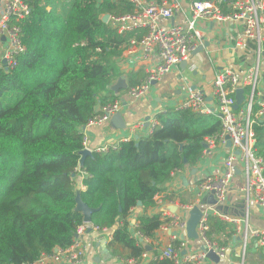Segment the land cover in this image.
Instances as JSON below:
<instances>
[{
    "label": "trees",
    "instance_id": "obj_1",
    "mask_svg": "<svg viewBox=\"0 0 264 264\" xmlns=\"http://www.w3.org/2000/svg\"><path fill=\"white\" fill-rule=\"evenodd\" d=\"M134 11L129 0H34L31 15L20 22L27 52L14 69H0V264H34L69 249L85 226L76 210L78 192L96 210L92 225L113 229L112 255L139 263L145 239L153 241L170 220L143 215L132 227V209L138 203L156 207L172 173L196 167L205 138L221 132L214 115L169 108L157 115L149 136L94 153L80 166L83 129L125 92L112 91L122 77L120 58L131 39L143 35H120L102 19ZM144 77L130 75L127 88ZM254 132L255 152L264 159V122ZM79 171L86 175L85 191L77 185ZM209 225L210 238L221 246L235 236L234 226L218 218Z\"/></svg>",
    "mask_w": 264,
    "mask_h": 264
},
{
    "label": "built area",
    "instance_id": "obj_2",
    "mask_svg": "<svg viewBox=\"0 0 264 264\" xmlns=\"http://www.w3.org/2000/svg\"><path fill=\"white\" fill-rule=\"evenodd\" d=\"M34 0H2L3 14L0 19V37L5 40L6 48L0 57V69L12 70L18 62L17 58L27 52L22 41V29L20 22L27 19L33 11ZM134 6V13L126 16H110L109 22L120 35L135 34L142 31L140 39L134 37L130 46L137 48L143 60L152 56L156 57L157 63L149 70L147 78L141 84L127 90V94L133 99H139L146 95L151 85L171 72L180 71L182 63H186V69L190 72L198 70L194 62V53L207 39L203 30L204 25L222 26L228 23H241L242 31L237 36L233 47L235 49L248 47L255 48V63L246 71L241 79L236 71L226 68L216 73L213 81V99L215 106L211 107L206 96L199 90L189 88L188 93L178 110H190L196 114L214 115L221 120V132L212 137L205 138L202 158L217 147H226L228 139L231 142L228 157L224 162V172L221 177H208L201 181L198 186L197 202L200 205L205 195H212L214 204L205 206L203 216L197 228L200 248L192 250L190 240H182V233L186 230L188 213L194 208L190 205L183 208L180 214L165 213L170 220L163 228L170 230L168 242L165 245L154 244L155 254L145 252L140 264L154 261H167L169 264H211L208 252L213 251L220 259H227L229 253L227 247L221 246L217 241L210 238V219L218 214L216 208L224 205L230 183L235 174L237 164L242 167L245 185L242 192L247 206L253 202L256 206L264 209V159L255 152L256 137L254 127L264 122V0H193L191 11L184 24L162 26V21L173 19L180 11L181 5L178 0H164L159 3L156 0H129ZM211 55L222 52V47L206 48ZM239 89L244 90V102L238 110L235 109L236 93ZM122 104L120 99L113 104L98 109V114L88 123L86 128L99 127L111 121L112 117L120 113ZM159 125L154 119L149 122L151 133ZM140 124L135 129H142ZM127 138L122 143L130 142ZM121 143V144H122ZM83 150L94 153H107L118 149L100 148L91 150L88 147V138L84 137ZM236 152L240 154L237 155ZM201 158V159H202ZM80 172V171H79ZM182 170L172 173V178L181 174ZM82 175L83 173L80 172ZM134 209H132L133 211ZM248 210V208H247ZM131 211V212H132ZM248 213V212H247ZM131 214V213H130ZM224 221L235 224V233L241 239V261L237 264H246V249L250 236L258 237V246L264 247V234L254 232L250 234L249 216L239 220L227 216H221ZM138 226V222L137 225ZM91 227L93 230L107 232L108 229L100 230L91 225L79 228L73 245L66 250L57 249L51 255H43L37 264H83L85 247L81 235ZM140 234H137L138 237ZM152 241L145 239V243ZM152 247V246H151ZM204 248L206 251H204ZM186 251V254L183 253ZM127 264H139L136 261H124Z\"/></svg>",
    "mask_w": 264,
    "mask_h": 264
},
{
    "label": "crops",
    "instance_id": "obj_3",
    "mask_svg": "<svg viewBox=\"0 0 264 264\" xmlns=\"http://www.w3.org/2000/svg\"><path fill=\"white\" fill-rule=\"evenodd\" d=\"M178 1L181 5V11L173 19L162 21V26H173L186 22V18L191 11L193 0ZM2 14L3 4L2 0H0V19ZM202 28L207 34L206 41L210 43L209 47L214 48L215 46H220L223 49L222 52L215 54L218 56L217 62H212L210 57L211 54H209L207 50L203 53L211 65L209 66L206 63H202L200 66L194 61L198 70L196 72L189 71L188 74H190V76L185 75V71L188 70L183 71L180 67V71L176 70L171 72L161 77L159 81L153 83L149 92L139 99L131 98L127 94L128 88H126L124 90L125 92L120 94L119 98L122 104L120 113L126 121V129L119 130L111 121L99 127L86 128L85 135L88 138L89 149L111 148L119 146L124 139L130 138L133 140L139 136L150 135L152 130L149 125L148 127L146 126L147 123L156 119L157 115L165 113L169 108L178 110L177 107L181 105L189 88L202 92L206 96L209 105L211 107L215 106L212 74L216 75L217 72L230 68L236 71L239 78L242 79L245 76L247 69L255 63V48L250 47L252 49H249L245 46L235 49L233 47L237 36L242 31V24L228 23L222 26L210 24L204 25ZM6 45L5 40L0 37V57H2ZM156 63L157 60L155 56L143 60L140 51L128 45L122 52L119 64L122 76L125 77L126 86L128 87V77L139 72H142L145 76L144 79L140 81V83H142L145 78H147L149 70L152 69ZM209 74L211 75L210 78H208ZM142 123L144 124L142 129H135V127ZM229 150L230 148L228 146H219L202 158L196 167L185 170L172 178L167 186V191L155 198L156 207L144 209L141 206L131 212L128 218L131 226L136 227L138 218L143 215L151 217L161 214L165 217L164 215L166 212L180 214L186 206L199 205L197 202V184L210 176L221 177L223 175V166L225 159L228 157ZM194 170H196V172L193 173ZM84 177H86L84 173L83 175L79 173V177L77 178V185L82 191L86 190L83 185ZM244 185L245 179L242 173V167L240 164H237L234 177L228 189L227 200L224 205L216 208L219 215L214 214L213 218H218L220 221L231 224L235 228V224L224 221L221 216L237 219L241 221L239 223L243 226L242 219L247 214L249 216L250 234L254 232L264 234V209L256 206L253 202L247 206L242 192ZM213 202L214 198L212 195H205L199 207L203 209L205 206L212 205ZM163 227L157 232L156 238L152 242L144 243L146 252L151 255L155 254L153 248L155 243L165 245L168 242L170 230ZM112 232L113 229H108L107 232L93 230L89 233L87 230L84 231L81 235V240L85 247L83 264H127L122 258L114 257L109 249L108 244L113 239ZM182 234H185V232ZM134 236H137L135 232ZM239 239L240 237L235 233L233 239L226 245L229 253L227 259L221 260L220 263L214 262L211 264H237L241 261L242 244ZM258 239L259 238L256 236H250L246 251V264H264V247L258 246ZM190 248L192 250L199 249V242L190 241ZM119 250L124 254L126 252L123 248H119ZM210 261L213 260L210 259ZM34 264H37V262Z\"/></svg>",
    "mask_w": 264,
    "mask_h": 264
},
{
    "label": "water",
    "instance_id": "obj_4",
    "mask_svg": "<svg viewBox=\"0 0 264 264\" xmlns=\"http://www.w3.org/2000/svg\"><path fill=\"white\" fill-rule=\"evenodd\" d=\"M110 19V15H105L103 17V22L108 23ZM210 46L209 42H205L204 46L200 47L195 53L194 56H197L201 53L204 52V49L208 48ZM181 69L184 71L186 69V63H182L181 64ZM127 88L126 83H125V77L122 76L115 85L112 86V91L115 92V94H119L120 91H123ZM244 102V90L243 89H239L236 93V105H235V109L238 110L239 107L243 104ZM111 122L114 124V126L116 128H118L119 130H125L127 127L126 121L124 119V117L121 115V113L116 114L115 116L112 117ZM149 123H147V127H148ZM85 130V128L83 129ZM182 146V145H181ZM227 146L229 148H231V142L228 139V143ZM204 147H206V145H204ZM237 155H239V152H236ZM92 153L88 150H83L81 152V156L82 159L80 161V166L83 167L84 165V161L88 156H91ZM196 172V170L193 171V173ZM238 172V171H237ZM215 202H213L214 204ZM76 210L81 212L83 214L84 217V223L86 225H91L92 224V216L93 214L96 212L95 209L90 208L81 198L80 193L78 192L76 195ZM142 204L138 203V207H141ZM203 216V211H202V207L196 206L194 207L189 213H188V220H187V224H186V230H185V234H183L181 236L182 240H190V241H198L199 237H198V232H197V228L198 225L200 223V220ZM87 231L89 233H91L93 231V229L91 227H89L87 229ZM241 240V239H239ZM204 251H206V249L204 248ZM186 254V251L183 253V255ZM208 258L213 260L215 263H220L221 260L215 255V253L213 251H209L208 252Z\"/></svg>",
    "mask_w": 264,
    "mask_h": 264
},
{
    "label": "rangeland",
    "instance_id": "obj_5",
    "mask_svg": "<svg viewBox=\"0 0 264 264\" xmlns=\"http://www.w3.org/2000/svg\"><path fill=\"white\" fill-rule=\"evenodd\" d=\"M210 57H211V60H212V62H217V58H218V56H216V55H210ZM193 60H194V58H193ZM196 63H197V65L199 64H201L202 65V63H206L207 65H211L210 64V62H209V60L206 58V56L204 55V53H201V54H199V55H197V56H195V60H194ZM200 65V66H201ZM186 73H185V75L186 76H190V74H188L189 73V71H185ZM198 77H200V76H198ZM211 77V75L209 74L208 75V78H210ZM215 74H212V80L214 81L215 80ZM147 136H149V134L147 135ZM186 198H188V197H186ZM192 242H198V241H192ZM246 251H247V249H246ZM248 252H249V249H248Z\"/></svg>",
    "mask_w": 264,
    "mask_h": 264
},
{
    "label": "bare ground",
    "instance_id": "obj_6",
    "mask_svg": "<svg viewBox=\"0 0 264 264\" xmlns=\"http://www.w3.org/2000/svg\"><path fill=\"white\" fill-rule=\"evenodd\" d=\"M85 131H86V130H83L84 134H85Z\"/></svg>",
    "mask_w": 264,
    "mask_h": 264
}]
</instances>
